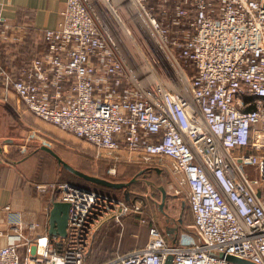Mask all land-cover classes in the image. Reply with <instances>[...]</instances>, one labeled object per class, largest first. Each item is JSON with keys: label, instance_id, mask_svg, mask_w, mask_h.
Listing matches in <instances>:
<instances>
[{"label": "built area", "instance_id": "1", "mask_svg": "<svg viewBox=\"0 0 264 264\" xmlns=\"http://www.w3.org/2000/svg\"><path fill=\"white\" fill-rule=\"evenodd\" d=\"M4 24L0 10V38ZM42 33L40 55L12 69L0 59V86L105 152L113 173L168 162L194 232L172 242L138 201L37 184L70 203L67 234L25 237L22 213L0 206L14 228H0V264H84L108 214L131 213L148 225L146 244L104 264L169 254L171 264H239L229 254L264 264V0H66L59 26Z\"/></svg>", "mask_w": 264, "mask_h": 264}, {"label": "crops", "instance_id": "2", "mask_svg": "<svg viewBox=\"0 0 264 264\" xmlns=\"http://www.w3.org/2000/svg\"><path fill=\"white\" fill-rule=\"evenodd\" d=\"M65 3L66 0H0V10L5 20L0 38V59L6 68H18L47 49L42 30L59 26ZM33 131L36 132L35 137L29 138ZM79 138L36 116L14 92L0 86V147H3V151H0V206L9 205L11 210L22 213L23 236L32 238L37 234H49L50 212L55 201L53 190L49 187L39 189L37 184L66 179L64 167L47 148L70 164L79 166L78 157L83 159L87 154L79 155L76 146L84 151H93L91 143L90 146ZM152 202L160 208L161 200L154 199ZM5 218L6 213L2 210L0 228L14 233V228L6 225ZM175 228L166 224L164 230L172 242L175 233L168 234L167 229ZM179 231L176 230L177 237ZM132 235L137 236L135 233ZM147 240L148 235H144L141 240L137 239L134 246L124 244V250H121L123 245L120 241L117 251L129 252L144 246ZM6 241L5 234L0 236V246Z\"/></svg>", "mask_w": 264, "mask_h": 264}, {"label": "rangeland", "instance_id": "3", "mask_svg": "<svg viewBox=\"0 0 264 264\" xmlns=\"http://www.w3.org/2000/svg\"><path fill=\"white\" fill-rule=\"evenodd\" d=\"M141 44H137L139 48H142L144 46L143 42H140ZM135 46V45H133ZM186 70L188 74L194 73V67L190 62L186 64ZM190 77H193V75H189ZM80 139V138H79ZM83 141V143H86L90 145V142H88L85 139H80ZM92 145V146H91ZM90 146L93 151H84L79 146H76V151L79 155L87 154L86 157L83 159L78 157L79 160V166H76L88 173L95 174L98 176H102L105 178H108L110 180H125L129 181L133 177H136L137 173L140 172L141 169H151L153 170L152 173H150L149 176H146L147 179L141 177L139 179V183L136 185H133V193L130 191V198L127 200L125 198L124 190L120 189L117 191L109 190V189H101L95 186L91 183H84V184H78L87 188L95 189L99 192H102L106 195L114 196L120 199H126L127 201L134 203L138 201L140 205L142 206V209L144 211V214L148 216H153L157 224L161 226L163 230H165L166 224H171L176 226L178 228H181L183 232L185 231H192L194 232V228L192 227V221L189 220V209L187 205L188 197L186 193V189L183 193L176 194L174 192V189L172 188V183L174 182V176L170 172V169L168 167V162H163L156 164V162H153L151 166H154L152 168H147L146 165L143 163H118L116 165L117 171L115 173L111 172L110 169L112 168L113 164L108 161L106 157H104L105 152H101L100 156H97V147H95L93 144ZM71 152V150H70ZM72 153V152H71ZM80 158V159H79ZM164 161H167V158L164 159ZM66 175V171H64ZM68 180H60L58 182H64ZM70 182V181H69ZM76 184V183H75ZM165 187L167 192L169 193V197H167L166 205L164 210H160L158 206H155L153 204L154 199H159L160 197V188ZM160 200V199H159ZM157 200V201H159ZM159 204V203H158ZM160 210V211H158ZM191 213V212H190ZM107 220L102 223L100 228L96 231L95 235L98 233L101 228L106 227L107 225L111 224L109 227V231L107 235H110L108 238V245L110 246L109 250L100 252V259L104 260L106 257H108L111 254V242H114V250L118 249V244L121 241V250L125 249L124 244L130 243V245L134 246L136 245L137 239L142 237L144 235H148V230L145 224H143L139 216L137 214L131 213L129 215L123 216L121 222H116L112 219L111 214H108ZM192 218V216H191ZM181 219H183L181 221ZM180 220V224H178ZM186 223V224H185ZM190 223V224H187ZM137 234L136 237L132 235V233ZM123 231V233H122ZM123 235H120V234ZM97 236V235H96ZM115 237V239H113ZM95 238V236H94ZM113 240V241H112ZM94 242V240H93ZM93 246V244H92ZM91 250V249H90Z\"/></svg>", "mask_w": 264, "mask_h": 264}, {"label": "water", "instance_id": "4", "mask_svg": "<svg viewBox=\"0 0 264 264\" xmlns=\"http://www.w3.org/2000/svg\"><path fill=\"white\" fill-rule=\"evenodd\" d=\"M53 155H55L57 157V159L59 160V162L61 163V165L68 170L69 172H71L72 174L90 182V183H94V184H100V185H104L110 188H117V189H124V194H125V198L127 200H129L130 198V190L128 189V186L132 183V182H136L138 179L137 177H133L131 180L129 181H114V180H110L108 178L102 177V176H98L95 174H91L88 173L72 164H70L69 162L65 161L61 156H59L55 151L51 150L50 148H47ZM146 170V168H143L140 170L139 173H143ZM162 191V198H161V202H160V209L163 211L164 210V205L166 202V197H167V190L165 187H161L160 188ZM69 208H70V203L67 201H61V200H57L54 201L53 203V207L51 209L50 212V219H49V223H50V228H49V234L50 235H57V236H65L67 234V223H68V216H69ZM182 221V219H181ZM176 230H178V228L175 229H167L168 234L174 232L175 235L173 236V242L176 241L177 239V234H176ZM58 245L60 246L61 243L59 242ZM222 255V254H220ZM171 259H172V255L169 254L168 257L165 260L164 264H171ZM227 259L239 263V264H257L251 260L248 259H244V258H240L237 257L235 255H227Z\"/></svg>", "mask_w": 264, "mask_h": 264}, {"label": "trees", "instance_id": "5", "mask_svg": "<svg viewBox=\"0 0 264 264\" xmlns=\"http://www.w3.org/2000/svg\"><path fill=\"white\" fill-rule=\"evenodd\" d=\"M40 54H38V55H40ZM64 171H66V175H65L66 179L68 181L72 182V183H76V184L90 183V182H88V181H86V180H84V179L72 174L71 172H69L65 168H64ZM152 172H153V170L146 169L143 173H137L136 175H134V176L137 177L138 180L136 182H132L128 186V189L133 193V187L132 186L138 184L139 183V179H141V177L147 179L146 176H149L150 173H152ZM114 181H125V180L121 179V180H114ZM91 184H94V183H91ZM94 185L97 186L98 188L105 189V190L106 189L114 190V191L120 190V189H117V188H110V187H107V186H104V185H100V184H94ZM167 196H168V194H167ZM161 197H162V191L160 189V197H159L160 200H161ZM159 199H157V200H159ZM189 216H190L189 220H193L191 218L192 215L190 213V210H189ZM187 224H190V223H187ZM110 225L111 224L107 225L106 227L101 228V230L98 231V233L96 234L97 238L94 239L93 246H92L91 250L89 251V253L87 254V257H86V260H85L84 264H104V263H107L110 260H113L118 255L123 254L122 251H117L116 250V252H115V250H114L115 249L114 248V242H111V247H112L111 249H113L111 251V254L108 257H106L104 260L100 259V252H104L106 250L108 251L110 249L109 248L110 246L108 245V238H109L110 235H107L108 231L110 230L109 227H111ZM147 230H148V228H147ZM179 232H180L179 233V235H180L181 232H183V230H181V228H180ZM113 239H115V237Z\"/></svg>", "mask_w": 264, "mask_h": 264}]
</instances>
